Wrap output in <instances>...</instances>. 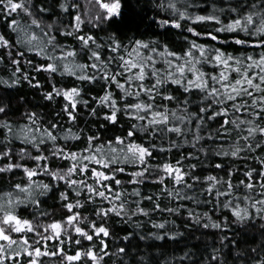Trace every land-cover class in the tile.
I'll use <instances>...</instances> for the list:
<instances>
[{"label": "snow or ice", "instance_id": "snow-or-ice-1", "mask_svg": "<svg viewBox=\"0 0 264 264\" xmlns=\"http://www.w3.org/2000/svg\"><path fill=\"white\" fill-rule=\"evenodd\" d=\"M5 12L0 264H160L140 241L160 252L208 230L222 247L199 264H226L224 230L264 221V0H0ZM25 86L39 111H20ZM234 260L264 264V243Z\"/></svg>", "mask_w": 264, "mask_h": 264}, {"label": "trees", "instance_id": "trees-1", "mask_svg": "<svg viewBox=\"0 0 264 264\" xmlns=\"http://www.w3.org/2000/svg\"><path fill=\"white\" fill-rule=\"evenodd\" d=\"M152 14L153 13L148 12L146 15L151 16ZM6 15H7L6 12L0 14V31H5L3 25ZM146 23H149L147 19L145 20V24ZM145 24L140 25L141 30L144 29ZM152 28H155V24H152ZM134 30L135 29H133V31ZM231 50L232 49H229V51ZM28 55H32V54H28ZM2 67L3 65H0V68ZM0 75H7V73L0 72ZM25 93L27 94L26 98L28 100H32L33 103L29 105L21 104L20 111L23 112L25 110V107H28L31 110L39 111L40 108L42 107V102L33 99L35 93L30 91L27 88V86L24 87L20 95H25ZM16 99H18V97ZM16 99L13 100L14 105L16 104ZM189 206L192 207L193 205H189ZM169 219H171V217H169ZM260 223H264V221H260L258 223L254 221L248 226L233 225L232 231L224 230V234L228 235L229 240H234L236 242L235 244L228 243L227 241L224 242L226 246L222 248V255L225 257L226 264H240V260H234V257H236L237 252L244 254L250 248L253 247L258 248L262 244V241H264V235L261 234V230L259 227ZM122 234L123 233H121V235ZM220 235L221 234L216 232L215 230H208L207 233L203 236L201 235L200 232H195L193 235L190 236V239L187 241L180 238L177 239L176 243H171V242L165 243L164 241H156L157 245H163V247L160 249V252H154L152 248L147 247V244L151 243V241H149L147 244L144 241H140L139 249L142 250L144 248H148V250L152 252L154 256H156L160 264H165V262L169 260L171 257H176L177 258L176 264H181V262L179 261V257H181L184 252H193L194 255H192L190 259L197 260L199 264V262L207 260V252L205 249V245H207L209 249L211 247H216V248L222 247ZM124 243H128V242H124ZM136 243H137L136 241H133L132 244L133 248H135ZM182 264H188V261L185 260L182 262Z\"/></svg>", "mask_w": 264, "mask_h": 264}, {"label": "clouds", "instance_id": "clouds-1", "mask_svg": "<svg viewBox=\"0 0 264 264\" xmlns=\"http://www.w3.org/2000/svg\"><path fill=\"white\" fill-rule=\"evenodd\" d=\"M259 227H260V225H259ZM179 238V237H178ZM190 239V237L189 236H187V234L185 235V237H184V240L185 241H187V240H189ZM150 240H147V241H145V243L147 244L148 242H149ZM221 243H223V241L221 240ZM262 243H264V241H262ZM137 255L139 256V255H147V256H153V253L152 252H150L149 250H148V248H144V249H140V251L139 252H137ZM243 254L241 253V256H242Z\"/></svg>", "mask_w": 264, "mask_h": 264}]
</instances>
